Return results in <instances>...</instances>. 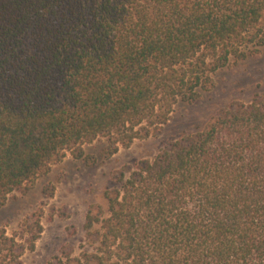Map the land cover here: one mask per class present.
<instances>
[{
    "label": "trees",
    "instance_id": "1",
    "mask_svg": "<svg viewBox=\"0 0 264 264\" xmlns=\"http://www.w3.org/2000/svg\"><path fill=\"white\" fill-rule=\"evenodd\" d=\"M264 46V0H0V207L68 152L154 134L178 101ZM81 252L48 264H264V94L124 166ZM43 232L0 227V264Z\"/></svg>",
    "mask_w": 264,
    "mask_h": 264
},
{
    "label": "rangeland",
    "instance_id": "2",
    "mask_svg": "<svg viewBox=\"0 0 264 264\" xmlns=\"http://www.w3.org/2000/svg\"><path fill=\"white\" fill-rule=\"evenodd\" d=\"M211 88L201 90L195 102L178 101L170 120L154 134L120 147L113 156L103 155L104 137L84 145L87 162L70 152L36 180L27 192H12L0 207V227L8 235L20 232L27 219L40 216L43 232L33 251L27 250L23 264H48L62 252H81L85 218L91 207L106 209L104 191L116 185L115 176L124 166L157 154L167 143L201 129L221 108L235 101L249 102L264 94V46L244 60L232 59L213 74Z\"/></svg>",
    "mask_w": 264,
    "mask_h": 264
}]
</instances>
